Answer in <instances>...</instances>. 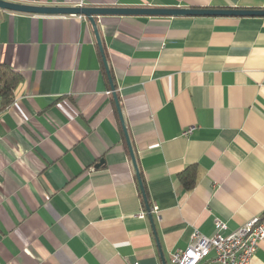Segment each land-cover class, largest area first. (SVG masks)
Instances as JSON below:
<instances>
[{
  "label": "crops",
  "instance_id": "1",
  "mask_svg": "<svg viewBox=\"0 0 264 264\" xmlns=\"http://www.w3.org/2000/svg\"><path fill=\"white\" fill-rule=\"evenodd\" d=\"M8 1L264 8V0ZM95 19L110 74L87 16L0 8V63L22 75L13 102L0 98V264H172L196 229L211 237L221 221L227 235L264 214V16ZM190 165L197 179L186 190L179 174ZM144 194L158 207L153 221ZM252 264H264V239Z\"/></svg>",
  "mask_w": 264,
  "mask_h": 264
},
{
  "label": "water",
  "instance_id": "2",
  "mask_svg": "<svg viewBox=\"0 0 264 264\" xmlns=\"http://www.w3.org/2000/svg\"><path fill=\"white\" fill-rule=\"evenodd\" d=\"M0 8L9 9L18 12L37 13V14H83L87 16L93 24L97 42L103 54L105 67L110 74L109 64L104 53L101 35L98 30L95 16L100 15H156V16H264V8H238V7H123V6H60V5H39L18 3L8 0H0ZM114 98L118 105L121 121L124 125L129 150L131 153L133 167L139 179L141 189L144 193V185L141 179L137 158L131 144L129 133L124 124V116L119 106L115 85L112 84ZM145 195V194H144ZM145 201L148 205L147 197ZM150 220L153 221V215L149 209Z\"/></svg>",
  "mask_w": 264,
  "mask_h": 264
},
{
  "label": "built area",
  "instance_id": "3",
  "mask_svg": "<svg viewBox=\"0 0 264 264\" xmlns=\"http://www.w3.org/2000/svg\"><path fill=\"white\" fill-rule=\"evenodd\" d=\"M192 129L189 128L186 134ZM150 210L156 211L158 207L155 205ZM138 216L144 218L146 211H141ZM225 227L223 222L218 221V231L211 237L196 229L189 245L173 253L172 264H199L201 260L213 254L212 264H252L259 244L264 239V214L253 217L227 235L220 232Z\"/></svg>",
  "mask_w": 264,
  "mask_h": 264
},
{
  "label": "trees",
  "instance_id": "4",
  "mask_svg": "<svg viewBox=\"0 0 264 264\" xmlns=\"http://www.w3.org/2000/svg\"><path fill=\"white\" fill-rule=\"evenodd\" d=\"M21 79V73L14 70L5 63H0V98L3 102V106H8L13 102L14 89L21 81ZM141 179L142 181H144L142 173ZM196 179L197 165H190L179 174V180L186 190H190L195 186ZM144 206L148 209L149 205H146V203H144ZM150 207L151 206H149V209H151Z\"/></svg>",
  "mask_w": 264,
  "mask_h": 264
}]
</instances>
